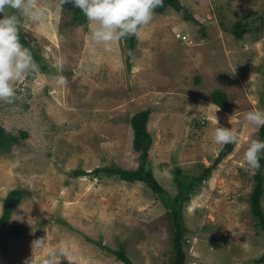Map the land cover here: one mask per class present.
I'll list each match as a JSON object with an SVG mask.
<instances>
[{"label": "rangeland", "instance_id": "rangeland-1", "mask_svg": "<svg viewBox=\"0 0 264 264\" xmlns=\"http://www.w3.org/2000/svg\"><path fill=\"white\" fill-rule=\"evenodd\" d=\"M25 3L45 14L30 24L8 10L20 18L37 67L14 82L11 103L0 100V126L20 139L0 153V217L8 193L22 190L10 222L27 230L9 241L0 264H40L62 246L70 254L59 264H124L104 246L123 248L134 264H172L175 226L166 205L181 191L177 176H201L229 144L232 151L181 205L185 264H257L264 230L251 194L259 170L249 169L244 153L251 139H263L244 116L264 109V0H180L183 10L154 11L134 48L130 35L93 45L88 21L73 23L63 0ZM238 22L251 29L241 39L233 32ZM218 90L229 97L226 107L212 102ZM147 110L146 167L163 194L94 173L139 168L131 121ZM217 126L231 128L236 141L215 143ZM260 164L264 175V157ZM261 206L264 212V194ZM36 240L45 246H33Z\"/></svg>", "mask_w": 264, "mask_h": 264}, {"label": "clouds", "instance_id": "clouds-1", "mask_svg": "<svg viewBox=\"0 0 264 264\" xmlns=\"http://www.w3.org/2000/svg\"><path fill=\"white\" fill-rule=\"evenodd\" d=\"M88 21L89 40L93 45L110 46L113 41L129 35L137 34L148 25L154 15V10L162 4V0H72ZM9 9H18L31 23L39 22L44 16V10L25 0H0V100L11 103L16 96L14 82L23 78L37 67L30 47L21 43L20 18ZM58 65L63 61L58 60ZM57 84H65L62 75L56 79ZM216 123L217 122V118ZM244 119L257 128L264 126V109L250 110ZM236 134L231 128L217 126L214 142L217 144L234 143ZM264 157V140L253 138L244 153V159L251 170L261 168L260 160ZM33 246L44 247V240H36ZM68 249L62 246L59 252L50 251L40 264H59L61 258L68 256ZM74 264V261H70Z\"/></svg>", "mask_w": 264, "mask_h": 264}, {"label": "trees", "instance_id": "trees-1", "mask_svg": "<svg viewBox=\"0 0 264 264\" xmlns=\"http://www.w3.org/2000/svg\"><path fill=\"white\" fill-rule=\"evenodd\" d=\"M63 5L69 10L74 12L73 23H86L87 18L83 12L74 6L72 0H63ZM169 7H172L178 11L183 10V6L180 0H162V4L158 6L154 11L157 13H163ZM250 26L243 22H238L233 32L236 38L241 39L243 36L250 31ZM21 43L26 47H30L32 55H36L31 44L25 37V34L20 30ZM137 34L130 35L128 42L131 48H134L136 43ZM37 58L36 56H34ZM47 70V69H46ZM229 97L223 91H216L212 94V102L219 107H226L228 104ZM150 117V111H142L135 115L131 121L132 127L134 129V148L140 152L141 163L137 170H124L120 168H99L94 171L96 175L104 173L110 176H119L122 180L127 182H144L151 188L152 191L156 193H164L163 187L155 179L152 171L148 170L146 165L149 159V152L153 144V137L148 131L147 124ZM22 137H27V132L21 133ZM259 136L264 140V126L259 128ZM20 141L18 136L11 135L7 133L0 126V153L10 150L14 145L18 144ZM232 151V145H227L220 153L219 157L216 158L213 167L204 170L201 176H183L181 172L177 176V181L179 187L181 188L180 193L175 197L173 201L168 203L166 206L172 209V220L175 226V238L173 243V248L175 251V260L172 264H185L186 255L183 250V239H184V226H182L181 217V205L184 200L190 198L191 192H193V187L200 185L201 181L210 175L211 171L217 166L222 158ZM262 167L259 172L255 175L256 185L251 194V211L259 221V226L264 230V212L261 206V199L264 194V175L261 172ZM76 175L87 174L84 171H76ZM24 197V192L22 190H13L8 193L3 203V211L0 217V253L3 252L9 241L11 239H20L27 230L26 226L23 225H12L11 216L15 209L22 202ZM100 244V243H98ZM106 252L114 255L116 259L122 261L124 264H134L132 260L126 255L123 248L119 250H112L109 247H103ZM257 264L264 263V255L256 260Z\"/></svg>", "mask_w": 264, "mask_h": 264}, {"label": "built area", "instance_id": "built-area-1", "mask_svg": "<svg viewBox=\"0 0 264 264\" xmlns=\"http://www.w3.org/2000/svg\"><path fill=\"white\" fill-rule=\"evenodd\" d=\"M179 38H181V40L185 41L187 39V36L186 35H183V36H178Z\"/></svg>", "mask_w": 264, "mask_h": 264}, {"label": "crops", "instance_id": "crops-1", "mask_svg": "<svg viewBox=\"0 0 264 264\" xmlns=\"http://www.w3.org/2000/svg\"><path fill=\"white\" fill-rule=\"evenodd\" d=\"M142 31H143V30L140 31V34H141Z\"/></svg>", "mask_w": 264, "mask_h": 264}, {"label": "bare ground", "instance_id": "bare-ground-1", "mask_svg": "<svg viewBox=\"0 0 264 264\" xmlns=\"http://www.w3.org/2000/svg\"><path fill=\"white\" fill-rule=\"evenodd\" d=\"M136 70V69H135Z\"/></svg>", "mask_w": 264, "mask_h": 264}]
</instances>
